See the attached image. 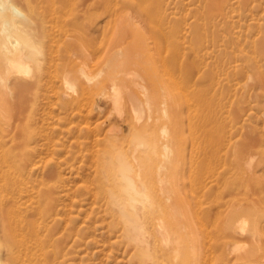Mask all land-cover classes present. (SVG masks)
<instances>
[{"label":"rangeland","instance_id":"obj_1","mask_svg":"<svg viewBox=\"0 0 264 264\" xmlns=\"http://www.w3.org/2000/svg\"><path fill=\"white\" fill-rule=\"evenodd\" d=\"M19 1L34 35L39 27L42 56L20 74L22 91L0 87V250L35 242V264H246L259 248L264 256V0H159L166 20L151 48L134 21L137 4L155 0ZM122 82L141 103L153 96L146 113L159 122L158 150L144 167L130 142L140 125L127 89L121 117L101 98ZM113 135L155 200L141 210L149 258L125 237L111 200ZM256 222L263 234L253 237ZM4 252L0 264H10ZM259 254L253 264H264Z\"/></svg>","mask_w":264,"mask_h":264},{"label":"bare ground","instance_id":"obj_2","mask_svg":"<svg viewBox=\"0 0 264 264\" xmlns=\"http://www.w3.org/2000/svg\"><path fill=\"white\" fill-rule=\"evenodd\" d=\"M157 1H159V0H155L154 2H152L150 4H146L144 2L146 5H144L142 3H138L139 2L138 1L137 7H136V8H138V10L140 12V18L138 20L134 21L135 22L134 23L135 28L139 32H142L144 34L145 40H148L145 42L146 44L143 43V46L145 44L147 47L150 46V48H151V46H154V45L158 44V42H159V38L154 39L152 37L151 33H153L157 29L158 25H160L159 22L164 23L166 20L164 15H162V13H161L162 9H161V6L158 5ZM135 2L131 1L130 3L134 6V5H136ZM28 6H30V5H28ZM31 7H29V8H31ZM119 11L121 12L122 10H119ZM123 14H125V13H123ZM119 15H120V13H119ZM30 18L31 17H29V15L26 13L24 8L21 6V3L19 0H0V59H1L0 64H1V68H2V70L0 71V87L4 88L5 91H7L9 93L12 92L13 87H11V86H14L17 89H19L20 91H22L24 89V87L27 85L26 81L25 82L21 81V79L23 77L20 78V80H19V76H21L20 74L22 72L28 73L31 71V69H30L31 66H29L28 62H30V61L34 62L33 64H35V67H38V66L40 67V65H39L40 61H41L40 56H42L41 55L42 52H41V46H40L41 45L40 44L41 39L39 38V36L41 37V35H40L41 33H39L38 25L36 23H34L35 24V35H34L33 30L30 28V25H32V23H33L31 21L32 18L31 19ZM117 21H118V17H117ZM92 23H93V21H92ZM95 29H97V28H95ZM92 32L93 31H91V33H88L89 36H90V34H92ZM148 33H150L151 36L150 35L146 36V34H148ZM161 35H163V34L161 33ZM164 35H165V33H164ZM164 35H163V37H164ZM163 40H165V39H163ZM117 41H119V39ZM123 41L125 42L124 39L122 40V42ZM122 44H124V43H122ZM126 44H127V42H126ZM126 44H124V45H126ZM116 54H117L116 55L117 60L120 58H123L124 54H123V50L121 48L117 49ZM112 59H110L109 61H111ZM30 65H31V63H30ZM112 67H113V65H112ZM115 68H116V64H115L114 68H112L113 70L111 69V64H110V69L113 72L112 75L115 74L113 77L116 76V78H117L119 75V72H114ZM123 71H126V70H122V73H123ZM37 72H38V70H37ZM104 72H105V70H104ZM84 73H85L84 75L87 77L86 72H84ZM128 73L129 72H127V74ZM132 73H133V76H137V73H135V72H132ZM88 74H89V72H88ZM101 75H102V73H101ZM105 75H106V73H105ZM133 76H132V78H133ZM24 80H26V79H24ZM134 81H137V80H134ZM12 82H13V85L10 86V83H12ZM136 83L137 82H135V84ZM127 85L124 82H122V84H118V83L115 84L114 83V85L112 87V93L107 92V91H104V92L102 91L103 96L101 98H103V100H104V98L106 99V98L110 97L116 105L117 114L121 117V116H123L122 115L123 110L121 108V105L117 104V102H119L121 100V98L124 97L125 91L123 92V90H124L123 88L127 89V95H128V97L132 103V106H133L135 112L139 115V116L137 115V117L139 118L138 121H139V125H140L137 128L135 127L134 131L131 133V136H130L131 141L130 142L132 144L131 146H133V148L135 149V151L137 153V157H136L137 160L135 161V164L138 161L139 163L137 165L140 164L143 166L144 163L151 161L150 160L151 157L157 153L158 149H156V147H157V145H156L157 144V136H156V127H157L156 125L157 124L156 123H159V122H156V120H155L156 123L151 122L150 115L148 116L149 113L147 111H149V110L151 111L153 109L152 108L153 107V102H152L153 96L149 94L151 92L148 91L149 92L148 93L146 91L145 95L147 97V100H146V102L141 103L142 100H140L135 95L132 88H129L130 86H127ZM72 86H73V84H72ZM2 88H0V89L2 90ZM142 88L144 90H147L145 85H143ZM1 90H0V92H1ZM0 95H1V93H0ZM0 106H1V104H0ZM164 106H166V105H164ZM146 109H148V110L146 111ZM158 127H159V125H158ZM119 139H120L119 137L117 138V136L113 135L112 138L110 139V141H111V146L109 148L110 150L108 152H106L107 153L106 163H107L108 167L110 168L111 174L113 176L112 179L115 180L114 182L119 187V190H117L118 192H115L114 194L111 193V194H113V197H111V200H113L115 207L116 208L118 207L120 210L119 212L121 214V218L123 221L122 224L124 225V228H125V235H126L125 237L130 241V243H133L137 246L142 247L143 251H144V255L143 254L142 255L146 258H149L150 254H151L149 243H148L149 242V235L147 232V228L145 227V224L143 223L141 210L142 209L143 210L144 209L145 210L154 209L155 200H154L153 195L151 193L152 191L150 189V185L147 182L148 180L145 179L144 174L141 173V171H140V170H142L141 169L142 167L139 166V168H140V170H139L135 166V164H133L132 159L129 158L127 151H124L125 148L122 149V147H119V146H121V144L118 143ZM118 144H120V145L118 146ZM250 160H252V159H250ZM253 161H248V163L250 162L249 172H251V166L253 165ZM148 163H150V162H148ZM256 171H257V169H256ZM257 172H260V171H257ZM251 173L246 174L248 179L253 178L254 175H251ZM257 176L259 177L260 175L258 174ZM9 186L10 185H8V189H9ZM248 189H250V188L248 187ZM258 189L260 191L262 190V188H260V187ZM248 192H249V190H248ZM5 194L8 195L6 192H5ZM6 216L7 215H5V217ZM8 217H10V215L7 216L6 218H8ZM1 219H3V218H1ZM10 219H11V217H10ZM10 219H9V221H10ZM7 221L6 220L3 221V224H5ZM261 226L262 225H260V223H257V222L254 224L253 229H252L253 237L261 234V232H262ZM4 229H6V228H4ZM0 231H1V229H0ZM262 234H261V236H262ZM3 235L4 234L2 233V236ZM6 236H8V235L6 234ZM248 236H249V234H248ZM7 239H9V238H7ZM10 241H11V239H10ZM3 242H5V241L3 240ZM1 243H0V247H2ZM8 244H9V242H8ZM8 244H7V246H8ZM7 246L3 247L4 248L3 251H5L4 253H6L5 259H7V261H9L10 264H35V242L31 245H28L27 247H24V249H21L22 245H20L19 251L17 249L15 251L14 247H12V246H8V247ZM235 248H237V246ZM3 251L0 250L1 253ZM249 252H251L253 256H251L249 259H247L246 262L243 261V263L253 264V263L257 262L258 258L260 257L259 256L256 259V257L258 256V253H260L259 255H261L262 248H259L257 250V252L254 251L253 249L250 250ZM0 255L3 256V253ZM262 257H264V256H262ZM1 262H2V259L0 257V263ZM7 264H8V262H7Z\"/></svg>","mask_w":264,"mask_h":264}]
</instances>
